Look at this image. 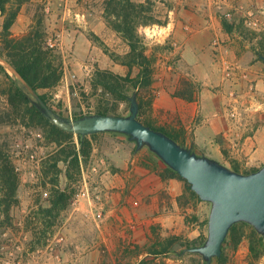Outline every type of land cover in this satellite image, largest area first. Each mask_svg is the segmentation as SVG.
Here are the masks:
<instances>
[{
    "label": "rangeland",
    "instance_id": "1",
    "mask_svg": "<svg viewBox=\"0 0 264 264\" xmlns=\"http://www.w3.org/2000/svg\"><path fill=\"white\" fill-rule=\"evenodd\" d=\"M137 1H146L147 6L151 8L148 14H152L156 20H160L162 23L166 22L172 10L176 8L189 9L198 16V10H202L198 8L211 7L218 14L220 20L225 17L234 24L235 35L229 38L223 34L220 36V42L228 43L234 39V42L243 46L244 50L250 49L256 53L264 51V27L255 28L246 22L248 11L258 10L260 6L264 5V0ZM105 2L106 0H28L23 3L18 18L12 26L13 34L21 36L28 32L40 18L43 19L47 40L51 37L62 54L64 75L56 86L42 88L40 92L46 93L53 105L58 107L59 104H63L66 114H72L74 110L85 112L95 110L93 104L89 106V102L94 101L91 96L93 93L91 79L97 68L111 69L107 58L112 59L110 54L104 51L100 41L108 44L111 50L122 54L129 49L123 38L107 24L104 16ZM228 13H231L233 17L229 18ZM4 18V15H0V32L3 29ZM262 18L264 20V15ZM92 24L101 27L106 25L105 29L103 27L100 31L102 36L92 30ZM192 24L198 28V21ZM94 34L99 36L100 41L94 38ZM143 34L149 36L147 32H143ZM147 39V49H150L149 53L154 57L155 62L158 59H164L172 64V71H167L164 74L168 81H171L169 85L171 92L174 94L178 91H187L188 87H192L193 96L198 98V90L207 87L198 82V64H193L191 58V62L186 61L182 56H170L165 59L163 51L170 49L173 45L165 43L164 47L161 43L153 41L151 37ZM1 58L8 60L4 55H0ZM0 63L10 74L15 76L4 61L0 60ZM125 68L126 71L122 74L128 73L129 68L127 66ZM114 71L121 73L118 70ZM136 72L137 68H134L132 74L134 75ZM217 72V79L220 81L223 75L222 65L218 66ZM241 73L244 71L242 70ZM245 73L248 74V71ZM238 78L234 81L245 82L237 87L227 80L225 83L216 81L208 86L215 95L217 94L221 98L226 95L230 98V103L233 102L237 105V109L242 114L240 119L242 123L247 118L255 127H259L264 124V110L254 103L258 97V89L249 74L246 78L241 75ZM176 83L179 86H176ZM7 86L8 79L0 70V137L1 141H9L10 147L15 150L21 180L20 203L12 208V223L3 224L2 219L5 218L3 215L0 217V264H135L143 258L147 260L148 264H203L200 255L188 252H184L181 256L171 254L154 258L145 251L147 245L151 244L154 238L148 239L146 243H137L131 238L121 237L118 245L106 243L103 240L101 226L111 218L113 210L111 203L113 190H115L104 183L103 176L108 170L115 167L117 158L121 157L122 159L124 153L134 151L137 144L133 139L121 133L106 131L98 133L93 139V149L88 162L82 163L80 171L77 168H72L70 179L66 178L65 166L61 163V185L64 186L68 182L70 188L76 192L71 204L62 212L57 223L47 232H43L44 226L38 220L36 210L41 204L48 203L50 178L53 173L47 174V169L43 164L44 161L52 158L58 146L46 138L43 125L30 123L27 116H22V111L18 113L17 117L15 114L7 117V113H12L6 93ZM231 90H235V97L230 95ZM129 106L128 103H121L119 111L123 115L129 114ZM153 110L144 113L142 119L152 121L154 125L163 126L173 132L170 126L160 124L154 119ZM139 150L156 155L148 145L142 146ZM156 156L160 158L158 155ZM160 160L163 162L164 169L165 162L161 158ZM202 206L206 216L210 212L211 204L203 201ZM122 223L132 231L137 224L134 219H122ZM35 227L38 230L37 234H34L33 231ZM205 232L207 236L208 226L205 227ZM34 238L44 241V245L32 249L31 240ZM245 240L248 239L245 238ZM238 248L242 249V246L240 247L239 244L236 249H233L226 245L224 250L227 261L221 263L214 258L212 264H233ZM139 250L140 253H138ZM169 258L171 260H168ZM255 261L250 260V263L258 264Z\"/></svg>",
    "mask_w": 264,
    "mask_h": 264
},
{
    "label": "crops",
    "instance_id": "2",
    "mask_svg": "<svg viewBox=\"0 0 264 264\" xmlns=\"http://www.w3.org/2000/svg\"><path fill=\"white\" fill-rule=\"evenodd\" d=\"M198 9L202 10H198L197 16L189 9L176 8L166 22L140 27L142 33H149L146 38L151 37L161 45H173L163 51V58L182 56L184 60L198 64V82L207 86L198 90V98L194 96L191 100L173 94L169 89L171 81L164 75L173 67L169 61L158 59L154 64L152 115L160 124L170 126L180 141L193 147L197 153L216 158L231 167L235 162L241 170L258 168L264 163V124L255 127L247 118L242 123L232 117L229 113L230 98L215 95L208 85L219 81L217 68L224 65L220 62L236 64L241 71H248L250 79L255 82L258 97L254 103L264 110V61L255 51L244 50L234 39L228 43L220 42L223 34L233 37L235 28L230 32L224 29L218 14L211 7ZM197 21L198 28L192 24ZM103 27L105 29L106 25L92 24V30L101 36ZM215 40H218L217 43ZM107 61L111 69L121 73L126 71L125 65L110 58ZM220 81L225 83L224 75ZM227 81L235 87L245 82ZM116 161L115 167L103 176L104 183L115 189L111 218L101 226L106 243L118 245L121 237L146 243L150 238L155 240L158 236L170 234L190 239L206 235L208 224L205 220L210 212L205 216L204 200L191 198L185 205L180 204L179 196L186 190L185 182L178 177L162 178L163 162L160 158L136 149L124 153L122 159L119 157ZM122 219H134L136 228L132 231L122 223ZM241 246L242 249L236 250L233 264H252L248 240L244 239ZM255 262L264 264V255Z\"/></svg>",
    "mask_w": 264,
    "mask_h": 264
},
{
    "label": "trees",
    "instance_id": "3",
    "mask_svg": "<svg viewBox=\"0 0 264 264\" xmlns=\"http://www.w3.org/2000/svg\"><path fill=\"white\" fill-rule=\"evenodd\" d=\"M26 1L28 0H0V15H4L5 17L3 29L0 32V55H4L10 61L56 112L66 118H78L91 113L123 115L119 111L121 103H128L130 105L131 96L136 92L140 104L138 118L145 124L164 130L187 146L183 141H180L176 133L169 131L163 126H156L152 121L142 119L144 113L153 109L155 99L153 88L155 59L147 52V38L140 31V27L142 25L162 23L160 20H156L152 14H148L151 8L147 6L146 1L106 0L104 12L106 22L123 38L129 49L122 54L111 50L108 44L100 41L99 36L96 34H94V38L100 41L104 51L110 54L112 59L127 66L129 71L126 74H122L111 69L97 68L91 79L93 87L91 96L94 98V101L89 102V106L93 104L95 110L87 112L74 110L72 114H66L63 110V104H59L60 106L58 107L53 105L48 95L40 92L42 88L56 86L64 75L62 54L56 46L51 47L48 45L43 19L40 18L25 34L21 36L13 34L12 26L18 18L23 3ZM221 22L227 31H233L234 24L230 23L227 18L223 17ZM257 54L264 61V51H259ZM134 68H137V72L133 75ZM0 70L3 71L8 79L6 93L12 113H7V117L13 114L17 117L18 113L22 111V116H27L30 123L43 125L46 131V138L58 146L52 158L44 161L43 164L47 169V174L53 172L50 178L51 187L49 188L48 203L41 204L36 210V216L44 226L43 232H47L57 223L62 212L71 204L73 195L76 192L70 188L68 182L64 186L61 185V163L65 166L66 178L70 179L72 168H77L80 171L82 163L88 162L93 149V139L101 132L77 135L59 128L36 106L30 98L26 86L16 76L10 74L1 63ZM174 94L190 100L194 98L192 87H188L187 91H178ZM12 118L14 117L12 116ZM106 132L121 133L129 137L128 134L122 132ZM134 141L136 142V140ZM10 145L9 141H1L0 137V217L3 215L5 218L2 219L3 224H6V222L12 223V208L20 203V173L14 153L15 150ZM135 146L136 150L137 144ZM191 148L194 150L193 147ZM164 165V169L161 172L162 178L178 177L185 182L186 190L184 194L179 196L180 204L185 205L191 198L202 200L184 177L169 165L165 163ZM232 167L246 173L257 169L241 170L240 166L235 162L232 163ZM205 223L208 224V218L205 220ZM36 227L39 228V226ZM36 227L33 230L34 234H37L38 231ZM206 238L205 234L194 239L186 238L179 234H170L166 237L158 236L151 244L147 245L145 251L154 258L169 256L171 254L181 256L184 252L196 253L202 257L203 264H207V260L201 254L189 251L191 246L203 244ZM245 238L249 241L252 261L264 255V235L259 233L250 223L239 221L230 228L229 234L223 243L222 255L215 257V259L221 263H225L227 261L224 250L225 246L229 245L233 249H236ZM31 243L32 249L44 245V241L36 240L35 238L31 240ZM137 247L139 248V245ZM138 253H140V250ZM135 264L148 263L143 258Z\"/></svg>",
    "mask_w": 264,
    "mask_h": 264
},
{
    "label": "water",
    "instance_id": "4",
    "mask_svg": "<svg viewBox=\"0 0 264 264\" xmlns=\"http://www.w3.org/2000/svg\"><path fill=\"white\" fill-rule=\"evenodd\" d=\"M0 60L26 86L30 98L42 113L59 128L77 135L103 131L128 134L136 140L137 149L148 145L184 177L199 197L211 204L207 238L203 244L189 248V251L201 254L207 264L222 255L223 243L236 222H248L264 235V164L247 173L236 170L216 158L197 153L164 130L145 124L138 118L140 104L136 92L131 96L129 114L91 113L66 118L42 98L9 60Z\"/></svg>",
    "mask_w": 264,
    "mask_h": 264
},
{
    "label": "built area",
    "instance_id": "5",
    "mask_svg": "<svg viewBox=\"0 0 264 264\" xmlns=\"http://www.w3.org/2000/svg\"><path fill=\"white\" fill-rule=\"evenodd\" d=\"M263 15H264V5L260 6V8L258 10L251 9V10L248 11L246 22L250 26H253L255 28L264 27V20L262 18ZM228 17L232 18L233 16H232L231 13H228ZM217 41L218 40H215L216 43H217ZM47 43L51 47L55 46V42L53 41V39L51 37L48 38ZM223 64H224L223 65V75H224L225 80L239 79L238 77L240 75L242 77H244V78L248 77L247 73H245V72L241 73L240 66H238L236 64H232V63H230L228 61H226V62L224 61ZM171 66H172V64H171ZM230 95H232V97H235V90H231L230 91ZM236 101H237V99L235 100V102ZM237 108H238L237 105L233 104V102H231L230 105H229V113H230V115L232 117H235L238 121H241L240 119L242 117L241 116L242 114ZM97 197H99V195H97Z\"/></svg>",
    "mask_w": 264,
    "mask_h": 264
}]
</instances>
